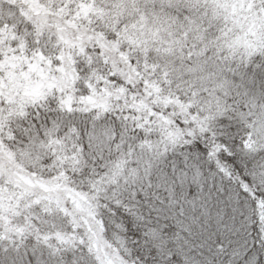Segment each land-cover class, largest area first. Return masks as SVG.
I'll return each instance as SVG.
<instances>
[{
	"label": "snow or ice",
	"instance_id": "snow-or-ice-1",
	"mask_svg": "<svg viewBox=\"0 0 264 264\" xmlns=\"http://www.w3.org/2000/svg\"><path fill=\"white\" fill-rule=\"evenodd\" d=\"M0 264H264V0H0Z\"/></svg>",
	"mask_w": 264,
	"mask_h": 264
}]
</instances>
